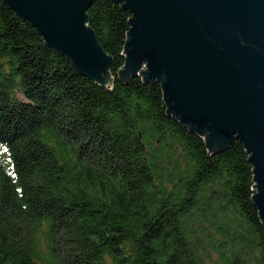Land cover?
Returning <instances> with one entry per match:
<instances>
[{
	"label": "trees",
	"instance_id": "trees-1",
	"mask_svg": "<svg viewBox=\"0 0 264 264\" xmlns=\"http://www.w3.org/2000/svg\"><path fill=\"white\" fill-rule=\"evenodd\" d=\"M86 15L110 93L0 0V264H264L242 142L207 154L159 81L118 78L130 12Z\"/></svg>",
	"mask_w": 264,
	"mask_h": 264
},
{
	"label": "water",
	"instance_id": "water-1",
	"mask_svg": "<svg viewBox=\"0 0 264 264\" xmlns=\"http://www.w3.org/2000/svg\"><path fill=\"white\" fill-rule=\"evenodd\" d=\"M3 1L110 93L111 57L87 22L93 0ZM113 1L132 15L118 78L159 81L166 115L201 136L207 154L242 142L264 225V0Z\"/></svg>",
	"mask_w": 264,
	"mask_h": 264
}]
</instances>
